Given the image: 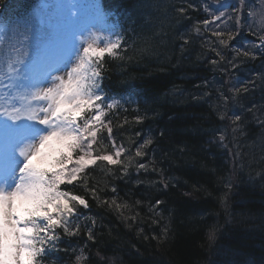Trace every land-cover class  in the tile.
Returning a JSON list of instances; mask_svg holds the SVG:
<instances>
[{"label": "snow or ice", "instance_id": "6c2138e0", "mask_svg": "<svg viewBox=\"0 0 264 264\" xmlns=\"http://www.w3.org/2000/svg\"><path fill=\"white\" fill-rule=\"evenodd\" d=\"M215 5L213 10L207 0H178L170 6L171 22L187 20L192 25L183 34L177 32L181 50L198 38L204 49L201 55L231 79L233 70L264 57V0L259 8L249 6L247 0H215ZM47 7L57 20L54 41L35 22L39 6L30 17L0 22V264H55L61 259L57 254L69 250L75 254V264H92L97 220L84 212L90 209V200L118 212L125 222H142L139 212L124 215L130 210L128 203L118 202L115 196L101 199L108 184L101 187L93 182L92 173L98 168L125 180L134 166L137 176L155 173L159 177L149 182L153 186L167 189L170 183L151 148L155 143L151 132L142 135L136 131L139 142L128 137L126 144L120 138L133 124H143L146 114L137 108L129 119L123 114L128 110L122 98L104 90L106 57L123 60L127 55L121 26L109 23L99 0L87 4L58 0ZM245 30L258 42L234 47ZM257 86H264V73L233 82L227 91L215 90L216 115L227 123L214 131L210 144L227 148L243 134L249 114L264 129V107L242 103ZM229 105H238L239 114L229 115ZM150 152L152 156L146 160ZM232 155V173L220 178L225 189L222 202L232 191L238 167L240 154L234 151ZM256 162L264 165V154ZM258 175L264 179V168ZM144 182L135 181L137 185ZM110 190L117 192L114 184ZM143 203L135 201L136 206ZM164 204L156 199L148 205L151 223L161 225V235L152 236L155 240L167 237L170 231L168 223L161 224L165 217L159 209ZM142 233L140 228L138 235ZM81 236L91 246L86 242L61 248L65 238ZM215 238L213 227L208 239ZM95 256L97 264H103L105 257L99 250Z\"/></svg>", "mask_w": 264, "mask_h": 264}, {"label": "trees", "instance_id": "16d2710c", "mask_svg": "<svg viewBox=\"0 0 264 264\" xmlns=\"http://www.w3.org/2000/svg\"><path fill=\"white\" fill-rule=\"evenodd\" d=\"M109 15V23L121 26L127 40V55L123 60L106 57L107 72L104 90L121 99L129 119L139 108L147 118L143 124H133L120 137L127 144L128 137L139 142L136 131L151 132L155 143L151 146L158 166L170 178L163 189L150 181L158 180L155 173L137 176L132 166L130 178L118 180L101 169L92 173L93 182L108 188L100 193L102 200L117 197L128 203L125 216L140 213L142 222H125L118 212L90 200L86 215L97 220V242L91 248L92 264H97V250L112 264H264V179L258 164L264 146V129L249 114L242 135L227 148L210 144L214 131L225 126L216 115V89L227 91L231 83L255 78L264 73V57L250 61L239 71L233 70L231 79L219 69H213L201 53L200 40L181 50L177 32L183 34L192 27L187 20L171 22V5L178 0H99ZM235 2V0H230ZM216 7L215 0H207ZM249 6L260 7V0H247ZM35 0H0V22H16L27 17ZM204 14L201 12L200 16ZM145 40L149 43L146 45ZM258 42L245 30L234 47ZM207 82V83H205ZM259 85V80H257ZM239 86V85H237ZM210 92V96H205ZM127 101V102H125ZM264 107V86H257L242 101ZM229 115L239 114L238 105H229ZM260 115L259 112L256 113ZM160 132L164 135L161 137ZM239 152L233 188L225 202V189L220 178L233 170L232 152ZM134 152V146H133ZM152 152L149 153V159ZM255 158V159H254ZM230 163V164H229ZM145 181L137 185L136 179ZM117 188L112 193V185ZM165 201L160 206L170 225L167 237L160 240L161 225L151 223L149 203ZM143 201L136 206L135 201ZM131 225V226H129ZM215 228L216 238L208 239ZM143 233L138 235L139 229ZM144 236H148L147 240ZM86 236L65 238L61 248L83 246ZM91 246V242H87ZM55 264H75V254H57ZM50 264V262H49Z\"/></svg>", "mask_w": 264, "mask_h": 264}, {"label": "rangeland", "instance_id": "374dc122", "mask_svg": "<svg viewBox=\"0 0 264 264\" xmlns=\"http://www.w3.org/2000/svg\"><path fill=\"white\" fill-rule=\"evenodd\" d=\"M57 2L58 0H55V3ZM74 2L76 4H87L89 0H74ZM40 4L41 6L38 8L39 16L35 19V22L38 23L42 30L49 34L54 41L58 31L56 16L52 13V10L47 7V5H51V3L46 0H40ZM31 14H33V11Z\"/></svg>", "mask_w": 264, "mask_h": 264}, {"label": "bare ground", "instance_id": "6f19581e", "mask_svg": "<svg viewBox=\"0 0 264 264\" xmlns=\"http://www.w3.org/2000/svg\"><path fill=\"white\" fill-rule=\"evenodd\" d=\"M229 164H230V163H229ZM86 213H87V212H86ZM86 213H85V214H86Z\"/></svg>", "mask_w": 264, "mask_h": 264}]
</instances>
